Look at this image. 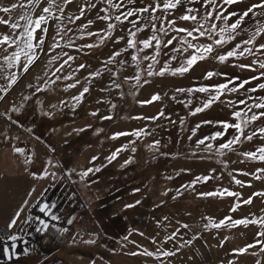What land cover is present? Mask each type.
Returning <instances> with one entry per match:
<instances>
[{
    "label": "rangeland",
    "instance_id": "1",
    "mask_svg": "<svg viewBox=\"0 0 264 264\" xmlns=\"http://www.w3.org/2000/svg\"><path fill=\"white\" fill-rule=\"evenodd\" d=\"M48 2L40 0L38 6H32L30 0H0V7L17 5L9 13L0 11V19L21 25L19 30H14L0 24V35H19L25 24L21 17L37 18ZM120 2L113 0L114 4ZM153 2L123 0L117 9L109 6L107 0H72L64 8L62 20L50 18L48 23L42 24V28L48 29L43 51L37 50L39 58L26 73L22 71L25 57L21 56L20 68L9 67L4 57L16 49L0 46V89H4L0 91V97H3L0 99V236L16 232L23 221H28L34 203L49 189L60 188L67 195L73 213L67 240L61 243L48 237L43 242L36 240L35 249L29 247L28 259L6 264H264V236H258L259 232H264V227L259 223L232 226L230 220L219 228L211 226L225 217L257 221L264 218V196H253V193L264 192V178L256 179L257 175L264 177V172L259 171L264 169V162L243 155L264 146V138L258 133L264 127V119L245 126V136L257 132L251 141L242 139L233 150H224L222 155L219 152V145L236 135L234 129L225 131L220 122L236 123L233 119L236 111L247 115L260 111L253 108L248 112V105L257 102L249 97L264 96V89L250 91L264 83V78L252 79L264 73L259 67L264 63V51L224 63L214 58L249 39L259 25H264V16L252 17L250 14L237 30L234 41L213 51L207 59L198 60L183 75H172L167 71L163 76H148L151 60L144 57L154 56V48L141 51L138 44L137 49L125 51L129 30L136 33L139 42L153 35L155 23L156 35L173 43L168 47L161 45L160 55L156 57L159 62L153 65V70L158 72L165 65L171 70L180 67L192 55V49L181 43L185 34L173 29H191L195 25L179 17L185 14L186 8L199 9L193 13L198 17H203L207 11L202 6L203 0L191 4L181 0L175 10L157 11L154 22L147 12L124 20V12ZM254 2L257 0H241L225 7L228 12L242 11ZM58 3L63 4L64 0H58ZM85 5L89 6L83 17L76 20ZM105 8L107 13L102 11ZM55 11L60 16L59 10ZM104 15L111 17L110 22L116 27L101 43L100 36L89 37L87 33L107 36L109 21L100 19ZM117 15H121L123 23L115 20ZM69 17L73 19L70 21ZM172 20L176 24L169 26L168 22ZM212 23L219 29L223 20L217 21L213 15L205 28ZM84 25L88 27L84 28ZM58 26L63 29L62 39L57 36ZM138 28L143 30L137 31ZM159 29H165L167 35ZM36 36L40 37L41 32L37 31ZM119 37L124 39L117 43ZM188 39L196 45L212 42L207 38ZM57 40L60 47L50 51V46ZM90 43L98 46L82 47ZM261 43H264V34L256 37L255 46L246 47H258ZM116 52L120 55H114ZM132 55L140 59L133 61ZM69 56L75 59L70 60L61 72H56ZM51 57L56 60L50 64ZM82 64L86 65L83 69L80 68ZM239 65H252L255 71ZM208 72L216 75L206 79ZM137 73L141 77L139 84L129 79ZM13 74L18 79L9 87V78ZM69 75L72 79H66ZM244 80L250 83L238 91H229ZM77 81L75 88L68 87ZM223 83L229 88L220 99L203 111L195 112L210 98V93L187 90ZM84 87L89 91L80 102L75 101L73 97ZM154 95H159L160 99L141 103L151 100ZM241 100L248 103L241 104ZM106 116L111 119H103ZM137 130H144L139 137L112 138L116 133ZM216 132L224 135L214 140L206 139L205 144L198 143ZM207 144L213 147L209 149ZM18 148L23 152L18 153ZM117 149L122 150L109 161L108 157ZM29 157L32 162L26 164ZM44 169L48 175L37 178L44 176ZM88 169L99 170L89 172L82 179L80 174ZM198 176L212 178L193 184ZM233 177L243 185H237ZM223 189L241 194L240 207L236 211H230L237 202L236 197L200 195ZM250 196L252 203L243 204L242 200ZM20 208L23 212L16 226L8 229V223ZM82 216L84 219L80 220ZM249 244L255 246L245 252L237 251ZM145 249L154 255H144ZM164 251L174 255L164 256ZM134 252L140 254L132 255ZM50 253L52 255L47 256Z\"/></svg>",
    "mask_w": 264,
    "mask_h": 264
},
{
    "label": "snow or ice",
    "instance_id": "2",
    "mask_svg": "<svg viewBox=\"0 0 264 264\" xmlns=\"http://www.w3.org/2000/svg\"><path fill=\"white\" fill-rule=\"evenodd\" d=\"M72 0H64L63 4H59L58 0H49L48 5L46 7H44L41 10V14L35 18L32 19V17L30 16H22L21 19L25 20V24L23 25V31L19 32V35H13V36H9L7 34H2L0 35V46H4L7 45L9 48H15L16 51L12 52L10 55H7L4 57L5 62L8 64L9 67H21V56L23 55L25 57V63L22 66V71L23 72H28L29 67L39 58V52L43 51V45L45 43V39L47 37V32L48 29L47 28H42V24H46L48 23L50 18H55L57 20H62L63 19V11L64 8L66 7V5L68 3H71ZM103 2V0H102ZM187 3H197L199 2V0H186ZM241 0H222V3L218 4L217 0H203V7L207 10L205 12V14L203 15V17H198L197 15H194L193 13L199 12V9H194V8H186L185 9V14L180 16L179 19L183 20V21H190L193 22V24L195 25L193 28L189 29V28H182V27H175L173 30L177 33H184L185 34V39H183L181 41V43L183 44H187L188 48L192 49V55L190 57H188L180 67L175 68V69H171L169 70V68L167 67V65H165L163 68H161L158 72L153 70V65L158 63L159 61L156 59V57H158L160 55V48L161 45H163L164 47H168L169 45H171L173 43L172 40H168V41H163L161 40L157 35H156V29H155V23H153V35L150 38H146L143 39L141 41H137L136 40V33L132 32L131 30H129V37L126 41V45H125V51H127L128 49H137L138 44L141 46L138 50H144V49H148V48H154L155 51V55L154 56H145L144 59H149L151 60V63L148 65L147 67V74L148 76H152V75H160L163 76L165 74V72L167 71H171L172 75H183L185 72L189 71L191 66L197 62L198 60H203V59H207L212 53L213 51H215L218 48H222L223 46L230 44L232 41H234L236 39V36L238 35L237 30L241 28V25L244 23L245 18H248L249 15L251 14L252 17H256V16H264V0H257V2H254L251 4L250 7H247L246 9L242 10V11H231L228 12V9L225 7V5H227L228 7H231L234 4L240 3ZM40 3V0H30V4L32 6H38ZM107 3L109 4V6L111 7H115L117 9H119L121 7V5L123 4V0H121L120 4H114L113 0H107ZM129 3H135V0H129ZM181 4V0H154V2L152 4H149L145 7H141L139 9H133V10H129L127 12H124L122 15L124 17V20H127L129 17H133V16H137L140 15L142 16L144 13H150L149 15V19H151L153 22L156 20V16L155 13L157 11H163V12H168L170 10H175L179 5ZM209 5H211V8H209ZM89 5H85L84 7H81L80 9V14L78 16L75 17L76 20H79L83 17L84 12L86 11V8ZM92 7H94L95 5H90ZM17 7V5H12V7H0V11L4 12V13H9L12 11L13 8ZM56 9L59 10L60 12V16L56 15ZM261 10V11H257V10ZM102 11H104L105 13H107L108 9L105 8ZM227 12V15H225V13ZM213 15H215V19L217 21H220L221 19L223 20V24L222 26L219 27V29H217V25L216 23H212L211 26L209 28H205V24L212 20ZM233 17H236L235 20H233ZM73 18L69 17V20L71 21ZM100 19L105 20V21H109L108 25H107V36H103L100 33H93V32H89L87 33V35L89 37L91 36H100V42L102 43L104 39H107L108 36L111 35V30L115 29L116 25L111 23V17H109L108 15H104L101 16ZM163 19H166V17H164ZM115 20L116 21H120L121 23H123V20L121 19V15H117L115 16ZM232 21V23H228V21ZM131 23L133 24H137L138 21H131ZM0 24L6 25L7 27H10L11 29L14 30H19L21 28V25L19 23H13L9 20H3L0 19ZM89 24H91V21H89ZM169 26H173L176 24L175 20L169 21L168 22ZM84 28H87L88 25H84ZM62 27L58 26V31H57V36H60V38L62 39L63 37L61 36V32H62ZM143 29L138 28L137 31H141ZM40 31L41 32V36L37 37L36 36V32ZM159 31H163L165 35H167V31L165 29H159ZM264 34V25H259L256 29L255 32L252 33L251 37L249 39L243 40L241 43H238L236 45L233 46L232 49L228 50L227 52H221L218 53L214 58L216 60H218L220 63H224L229 61L230 59H240L245 55H253L255 54V52L257 51H264V43L259 44L258 47H246V46H255L256 45V37L258 35ZM218 37V38H217ZM83 38V37H81ZM190 38L191 40H198L200 38H207L208 40H211V43L208 44H201V45H196L190 42V40L188 39ZM55 39V38H54ZM124 37H119L117 38V43H119L121 40H123ZM153 42H155V44H153ZM98 45L96 44H87V45H83L82 47H87V48H93V47H97ZM60 47V43L57 40L54 44H52L50 46V51H55L56 48ZM39 49V52L37 51ZM7 49H5L6 51ZM64 55H67V53H65ZM114 55L119 56L120 52H116ZM75 57L69 56L68 60H65L63 64H61L58 68H56V72H61L62 69L64 68V66L66 64H68V62L70 60H74ZM131 59L133 61H138L140 59V57H138L137 55H132ZM56 60V57H51L49 60V63H53ZM110 62V61H109ZM253 63H257L256 61H253ZM138 66V65H137ZM84 67H86V65H80V68L83 69ZM239 67L241 68H249L250 70L255 71L254 68H252V65H239ZM259 67L261 69H264V63H260ZM53 75H55V73H53ZM96 75H99V73H96ZM214 75H216V73L214 72H208L205 76L206 79H210L212 78ZM264 78V73H261L260 76H256V77H252V79H262ZM10 84L9 87L12 84H15L18 77L16 74H13L10 78ZM57 79H59V77H57ZM66 79H72V76L69 75L68 77H66ZM129 79H133L136 81L137 84H139L140 82V75L139 73H137L135 76L129 78ZM237 80H239V78H236ZM77 83H79L78 81L76 83H72L69 84L68 87L69 88H75L77 86ZM250 83L249 80H244L242 82H240L238 84L237 87L231 88L229 89V91H238L239 89L244 88V86L246 84ZM117 87H119V85H117ZM229 86L227 83H223V84H219L216 85L214 87H200V88H196V89H188L187 91H196V92H200V93H210V98L203 103L202 107L197 108L195 110V112H200L203 111L204 109L210 107L214 102L218 101L221 97V95L224 94V90L228 89ZM264 89V83H260L257 87H253L250 89V91L252 92H256L258 90ZM0 91H4V89H0ZM89 91L88 87H84L83 90L81 91V93L78 96L73 97V99L77 102H80L83 99V96L85 93H87ZM178 91H185L184 89H178ZM0 99H3V97H0ZM160 97L159 95H154L151 100L149 101H143L141 103H152L156 100H159ZM249 99H255L257 102L248 105V112H252V109H259V112H255L252 115H247V113L242 112V111H236L233 113V119L235 121H237L236 123H228V122H220L222 128L226 131L227 129H234L236 132V135L232 138L227 140L226 142L222 143L219 145V152L222 155L224 150H233L234 146L239 144L241 142L242 139H247L249 141H251L253 139V136L257 135V132L254 131L252 134H249L247 136H245V126L250 124V123H254L258 120L264 119V96L259 97V98H253V97H249ZM230 104L235 103L232 101H229ZM241 104H247L248 101L247 100H241L240 101ZM16 109H13V111H15ZM195 112L193 114H195ZM92 115H96V113H92ZM160 115H163V112L160 113ZM247 117V118H245ZM10 118V117H9ZM159 117H151L150 119H158ZM103 119H111V117H103ZM197 127H199V125H197ZM144 130H137L135 132L132 133H125V132H121V133H116L112 138L115 139L118 136H125V135H134L139 137L141 135V133ZM259 135L261 136V138H264V127H261L258 130ZM224 135L223 132H216L213 136L211 137H206L205 139L200 140L198 143L199 144H205V140L206 139H217V138H222V136ZM158 143V142H157ZM127 147V146H124ZM213 147L212 144H207V148L211 149ZM122 149H117V152L114 153L112 156L108 157V160L111 161L112 159H115L116 155H118L119 151H121ZM16 151L18 153H22L23 149H16ZM133 151H135V149H133ZM243 155H245L246 157H248L249 159L252 160H256L259 159L261 162H264V146H261L256 152H247V153H243ZM96 158H93V161ZM31 158H27L25 160L26 164H30ZM130 161H126V163H129ZM48 164H51V161L47 162ZM98 171L99 169H88L84 172H82L81 178L83 179L84 177H86L89 172L92 171ZM44 176H40L37 178L43 179L45 176L48 175L47 170L44 169ZM260 172H264V169H260ZM245 175H248V173H244ZM32 175L35 176L34 173H32ZM211 176H198L196 177V179L193 181V184L200 182V181H204L207 182L209 179H211ZM264 177H261L259 175L256 176V179H262ZM233 179L235 180V178L233 177ZM235 183L237 185H243V182L240 180H235ZM249 187L251 185H248ZM32 191L34 192L35 189H32ZM202 197H208V196H219L221 198H223L225 195L229 196V197H236L237 198V202L234 203V205L231 207L230 211H236V209L238 207H240V200H241V194L236 193V192H232L228 189H223L222 191H216V192H208V193H201L200 194ZM264 196V192H258V193H253V196ZM252 196H250L248 199L242 200L243 204H251L252 203ZM26 206V205H25ZM49 207V205L45 204L43 207L40 208L41 212H46L47 208ZM129 207H131V205H129ZM23 212V208H20L14 215V217L10 220V222L8 223V229H11L13 227L16 226L17 221L20 218L21 213ZM49 215H52L49 213ZM53 219H56V217L53 215L52 216ZM211 222V218H208ZM232 222V226H237V225H245L247 226L248 224L252 223V224H256L259 223V225L261 227H264V218H261L259 221L257 220H250L248 218H241V219H236V220H232L231 217H225L224 220H221L219 223H211L212 227L215 228H219L222 227L224 225L227 224L228 221ZM43 223V221H42ZM47 227V224H45V228ZM185 227H187V225H185ZM142 235V233H141ZM258 236H264V232H259ZM169 239H174V236H169ZM11 240L15 241L17 239V237L15 235L10 237ZM127 239V238H126ZM87 243H94V241H87ZM153 243H155V241L153 240ZM255 245L253 244H249L247 245L245 248L243 249H238L237 251L240 252H245L247 251V248L249 247H254ZM132 255H138L140 253H131ZM144 255L147 256H153L154 253L148 251L147 249L144 250L143 252ZM164 256H169V255H174V253L172 252H168V251H164L162 253Z\"/></svg>",
    "mask_w": 264,
    "mask_h": 264
},
{
    "label": "flooded vegetation",
    "instance_id": "3",
    "mask_svg": "<svg viewBox=\"0 0 264 264\" xmlns=\"http://www.w3.org/2000/svg\"><path fill=\"white\" fill-rule=\"evenodd\" d=\"M67 198L60 188L49 189L34 203L32 217L28 221H23L16 232H7L4 237L0 236V264L28 259L29 247L35 249L34 242L36 240L43 242L46 237L54 239L58 243L67 240L66 235L73 224V213L69 209ZM45 204L49 207L46 212H41L40 208ZM53 215L56 219L52 218ZM83 219L84 216L80 218V220ZM45 224H47L46 228ZM13 235L17 237L15 241L10 239ZM72 239L74 238L72 237ZM40 242L39 244H42ZM50 255L52 253L47 256Z\"/></svg>",
    "mask_w": 264,
    "mask_h": 264
}]
</instances>
